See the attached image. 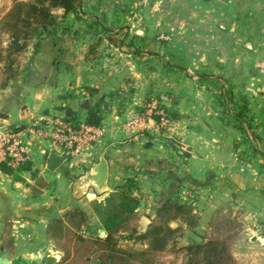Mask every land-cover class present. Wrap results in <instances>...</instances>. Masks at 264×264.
Returning a JSON list of instances; mask_svg holds the SVG:
<instances>
[{"label": "crops", "instance_id": "crops-1", "mask_svg": "<svg viewBox=\"0 0 264 264\" xmlns=\"http://www.w3.org/2000/svg\"><path fill=\"white\" fill-rule=\"evenodd\" d=\"M9 3L0 0V16ZM54 14L62 27L43 35L36 51L30 41V63L0 88V128L40 115L84 121L100 103L105 129L85 162L68 157L49 171L46 138L28 135L30 168L14 175L0 169V262L43 264L52 257L49 264H78L69 225L55 234L50 223L72 207L94 217L90 203L102 195L89 188L77 196L71 177L104 156L109 191L136 178L139 215L152 219L154 204L169 197L191 201L197 223L189 229L200 236L199 226L232 216V257L264 264V0H81L78 17ZM228 88L233 101L245 98L250 125L235 115ZM85 99L87 108L80 106ZM152 102L170 117L163 127L147 112Z\"/></svg>", "mask_w": 264, "mask_h": 264}, {"label": "trees", "instance_id": "trees-1", "mask_svg": "<svg viewBox=\"0 0 264 264\" xmlns=\"http://www.w3.org/2000/svg\"><path fill=\"white\" fill-rule=\"evenodd\" d=\"M81 0H10L9 5L0 16V88L15 79L21 72L20 60L25 55L27 47L35 39V50L40 46L43 35H54L62 27L54 11L61 9L62 19L67 15L78 17ZM64 29V27H63ZM98 41L88 46V54L95 52ZM90 93H96V88H88ZM117 90L109 96L117 94ZM231 89L225 90L227 100L236 108L235 115L250 125L247 104L244 97L238 102L233 101ZM146 108L140 109L144 114ZM150 115L160 122V115L152 112ZM166 117L170 118L166 113ZM63 119L78 122L79 119ZM102 120L100 103L91 105L86 110L84 121L92 126H99ZM83 121V120H82ZM21 127L10 128L16 130ZM31 162H25L18 168H30ZM0 169L8 174L17 173L6 162H0ZM137 181L134 176L126 177L113 187L105 199L103 216L100 225L104 236L95 232L94 235L83 237L76 235L77 249L81 253L84 264H164L159 260L163 252L181 254L179 264H237L229 251L228 239L225 237H202L200 242L187 238L181 243L186 227L193 228L197 216L191 201L178 197H169L154 204V216L146 229L138 230L135 225L139 197ZM99 204L95 209H99ZM89 211L79 207L68 209L60 218H53L50 229L53 233L63 234V225L67 223L70 232L76 230L89 231ZM181 219L182 224L175 227L169 225L170 220ZM69 229V228H67ZM71 235V236H72ZM138 244V246H136ZM66 258H62L65 260Z\"/></svg>", "mask_w": 264, "mask_h": 264}, {"label": "built area", "instance_id": "built-area-1", "mask_svg": "<svg viewBox=\"0 0 264 264\" xmlns=\"http://www.w3.org/2000/svg\"><path fill=\"white\" fill-rule=\"evenodd\" d=\"M147 112L158 113L161 116L158 125H166V114L154 102L147 105ZM138 119L136 116L133 125H138ZM104 129L102 124L92 126L82 120L71 122L62 116L40 115L16 130L0 128V162H6L16 172L21 164L31 162L32 151L26 140L28 135L45 137L51 153L67 155L85 162L87 154L98 149Z\"/></svg>", "mask_w": 264, "mask_h": 264}, {"label": "rangeland", "instance_id": "rangeland-1", "mask_svg": "<svg viewBox=\"0 0 264 264\" xmlns=\"http://www.w3.org/2000/svg\"><path fill=\"white\" fill-rule=\"evenodd\" d=\"M65 41H67V39H65ZM68 45H69V42H67V46ZM42 51H43V53H41V54H42V57H44V55H47L50 50H48L47 47H45V49H43ZM56 52H57V50L54 51L55 54H57ZM49 55L51 56V54H49ZM28 57H29V55L26 54V55H24L21 58V60H20L21 68L24 66L25 69H26V66H27L26 64L27 63H30ZM44 63H46V62H44ZM22 64H24V65L22 66ZM39 65H40V68L46 67V65H44V64L43 65L42 64H39ZM28 66L30 68V65H28ZM36 67L38 68L37 65H34V68H36ZM52 67L50 66V68H52ZM216 91H217V93H219L220 95L223 96L222 90L220 89V87L216 88ZM110 192L111 191H108L107 193L102 194V196L100 195L101 196L99 198V200H100L99 201V204L101 206L100 208H104L106 196ZM96 204H98V203H94V201H91V203H90L92 209H94L95 214H96V215L94 214V217L90 215L89 216V220H88L89 224L93 227V229L90 230V231H85L84 228H83V230L82 229L81 230H76L75 234H73V235H72L71 232H68L66 234V236H71V235L72 236H76L78 234L81 235V236H90V235H94L95 234V232H96L95 231L96 230V227H95L96 221L95 220H96L97 217L98 218H101L102 217V215L100 213L97 214L100 211H97L96 210L97 208L95 209V205ZM142 204H143V201H142ZM144 210H145V208L142 205L141 208H140V211H139L140 214ZM140 216L141 215H139V213L137 212V217H136V219L134 221L136 227L138 228V230H141L142 229ZM94 218H95V220H94ZM182 223L183 222H182L181 219H178V220H170L169 221V225L171 227H175L176 225L182 224ZM198 228H199V231H200L201 235L204 236L205 238H209V237H225V238H227L228 239L227 241H228V244H229V251H230V248L234 247V245L237 244V242H238V240H236V238L238 237V236H236V234H237L236 226L234 224V219H233L232 216H227V217L226 216L223 217L222 215L221 216H216V221L214 222V224L205 227V229H203L202 226L201 227L199 226ZM183 236L184 237H183L181 243H184L185 242V236H186V234H184ZM64 242L66 243L67 242V239ZM67 244L68 243H66L65 246ZM136 246H138V244H136ZM159 260L161 262H163L164 264H179L180 263V260H181V254H174L173 252H170V251L163 252V253H161L159 255ZM77 262H78V264H83V261L81 260V258H78Z\"/></svg>", "mask_w": 264, "mask_h": 264}, {"label": "water", "instance_id": "water-1", "mask_svg": "<svg viewBox=\"0 0 264 264\" xmlns=\"http://www.w3.org/2000/svg\"><path fill=\"white\" fill-rule=\"evenodd\" d=\"M81 107L87 108L88 107V100L85 99L84 102L80 104ZM104 110L107 109V105L104 104ZM68 114V110L65 111ZM3 124L0 123V126ZM47 163L46 167L49 171H54L57 166L66 160L68 157L67 155H59L55 153H46ZM108 162L104 156H100L98 160L92 162L89 167H87L82 174L77 177L72 176L73 180V190L78 195L84 194L89 188L93 190V195L100 196L104 193L109 191L107 186V176H108ZM142 229H146L148 224L151 222V219L147 215H142L140 217ZM100 235H104L105 232L103 230H99ZM187 238L193 239L195 242H200L202 237L196 234L193 230L187 228L186 229V236ZM6 257V253H2L1 257ZM54 260L52 257H43L42 263L49 264ZM0 264H5L1 263Z\"/></svg>", "mask_w": 264, "mask_h": 264}]
</instances>
